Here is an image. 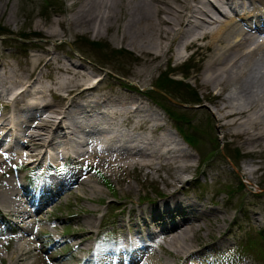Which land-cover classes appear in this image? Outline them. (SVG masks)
<instances>
[{
    "label": "bare ground",
    "instance_id": "obj_1",
    "mask_svg": "<svg viewBox=\"0 0 264 264\" xmlns=\"http://www.w3.org/2000/svg\"><path fill=\"white\" fill-rule=\"evenodd\" d=\"M68 1H72L69 15L56 18V11L40 12L43 21L33 23L30 20L12 29L9 23L14 15L11 12L13 0H0V38L4 40L14 36L25 42L31 41L32 36H39L42 43H53L56 46L59 40L64 41L73 35L74 30H84L82 33L96 31L94 38L97 40L114 30L110 42L105 46L112 54H127L134 63H139L140 68L133 70L130 78L141 86L152 82L153 73L158 70V62H172L174 65L169 66L167 72L176 73L179 66L190 61L191 56H185L184 52L193 50L201 54V62L196 70L189 75L187 72V75L201 93L196 88L192 89L188 101L201 103L206 100L213 107V111H207L206 126H218V130L223 132L224 146L237 149L238 156L240 151L256 156L253 150L264 142V0ZM48 13L51 15L48 16ZM23 27L28 28L24 30ZM41 61L42 56L35 55L27 64L36 69ZM46 65L55 71L61 82L49 78L50 81L46 79L49 85L32 90L31 79L37 78L26 75L0 79V146L6 143L5 150L13 153L22 145L21 132L26 126H31L26 137L33 149L32 153L27 154L31 159H26V153H15L14 165L28 167L33 163L42 171L50 172L36 189H31L26 183L20 186L19 182L12 180V176H6L5 180L0 181V222L3 223L4 216L9 215L20 225L10 236L12 247L6 255L2 253L4 246L0 242V264H62L59 259H53L45 253L43 244H35L38 234L34 232L33 226L24 224L31 218L32 212L31 208L25 206L26 203L42 205L71 183V171L66 174L58 172L56 163L59 160L80 159L83 163H92L97 167L103 164L125 173L130 167L132 171L139 170L144 177L149 175L147 169L157 165L174 170L171 188L176 187L175 183L186 181L183 175L189 166L191 153L187 148L180 147L185 144L177 135L167 133L158 120L156 123L159 125L150 126L149 119L138 112L128 116V112H133L129 107L121 109L126 112V117L117 123L119 116L100 103L82 105L73 102L66 108L62 102L48 101L47 96L62 100V92L81 96L93 86L87 83L88 73L83 65H80V71L74 65L68 67L62 63L54 64L51 59ZM8 67L11 69V66ZM178 80L184 82V79ZM6 83L11 86H6ZM10 87L18 89L14 92ZM123 99L127 100L128 106L136 104L133 97ZM70 107H73L71 111ZM32 117L37 121L30 124ZM67 120H72L73 125H66ZM128 128L132 133L128 132ZM77 130H80V134L75 135ZM212 132L214 143H217L216 130ZM45 145L51 148V152L45 153V156L38 154V148L44 150L42 147ZM209 149L213 151L214 146H209ZM4 163L0 158V178L6 174L5 170H1ZM90 177L83 175L76 178V185L90 191V201H98L97 196L101 191L95 188ZM87 189L83 188L82 191L88 192ZM174 197L179 199V196ZM171 200L160 202L159 207L170 206L167 209L169 212L178 210V206ZM180 203L188 204L187 201ZM191 211L204 213L202 208ZM177 221L160 236L158 234L163 232L160 227L148 226L143 232L136 230L132 244L124 249L134 248L130 250L132 253L127 262L116 257L112 261L100 260V264L113 261L117 264H134L137 258L151 254L152 251L141 253L148 248L144 245L146 241L154 236L166 237L168 234L171 235L162 245L165 244L164 247L171 254L176 257L191 255L196 235L191 233V224H183L185 221L182 219ZM35 222L41 224L38 220ZM90 223L93 226L91 220ZM0 228V233L8 234L7 225H0ZM83 241L79 239V242L71 245L79 248ZM126 243H130L129 240L125 239L123 245ZM84 249L91 251L92 247L84 245ZM93 251L96 255V251Z\"/></svg>",
    "mask_w": 264,
    "mask_h": 264
},
{
    "label": "rangeland",
    "instance_id": "obj_2",
    "mask_svg": "<svg viewBox=\"0 0 264 264\" xmlns=\"http://www.w3.org/2000/svg\"><path fill=\"white\" fill-rule=\"evenodd\" d=\"M14 2L15 0L11 4V12H14V15L9 23L12 29L30 20L33 23L43 21V17L39 16L40 12L56 11V18L67 16L72 3L68 0ZM59 10L62 12L59 13ZM225 12L231 15L228 10ZM49 15L51 14L48 13ZM26 28L28 27L22 29ZM82 31L84 30H74L73 35L64 41L59 40L56 46L53 43H42L39 36H32L31 41L25 42L14 36L4 40L0 38V79L6 76L27 75L37 78L31 79L30 83L32 90H37L49 85L46 79L52 78L61 82L55 71L46 65L50 59L54 64L62 63L68 67L74 65L77 71H80V65H83L88 73L87 83L93 86L90 90L83 92L81 96L62 92V100L56 101L48 96L47 100L62 102L66 108L73 102L82 105L100 103L119 116L117 123L126 117V112L121 109L129 107L133 112H128V116L138 112L149 119L150 126L161 124L167 133L171 136L177 135L183 141L185 146L181 144V148H187L191 153L189 166L183 175V180L186 181L182 184L175 183L176 187L171 188L174 170L157 165L147 169L149 175L144 177L139 170L132 171L130 167L126 173L115 172L103 164L97 167L92 163H83L80 159H69L59 172L66 174L71 171V183L61 192L52 195L51 200L33 209L31 214L34 216L24 222L25 225L33 226L34 232L38 234L35 244H43L45 253L53 259H59L62 264H94L89 263L94 258V253L86 251L84 245L96 246L98 252L104 253L102 245L106 244V239L110 235L120 236L121 233L127 232L128 227L144 230L148 226H158L165 233L170 230L169 225H174L178 223L177 220L182 219L191 224V233L196 235L194 252L191 255L174 256L164 247L165 244L161 245L169 237L161 236L156 238L159 243L148 241L151 246L141 253L152 252L137 263L264 264V142L253 150L256 156L240 150L238 156L237 149L223 145V132L218 130L216 124L206 126L207 111H213V107L206 100L201 103L188 101L192 89L196 88V91L201 93L188 76L201 62V54L194 53L193 50L185 51V56H191L190 61L179 66L176 73L167 72L169 66L174 65L172 62L165 64V60H161L157 64L158 70L153 73L152 82L141 86L130 78L132 71L140 68L139 63H134L127 54L114 55L105 46L110 42L114 30L107 32L99 40L94 38L96 31ZM35 55L42 56V61L36 69H32L27 63ZM178 79H184V82ZM6 86L11 84L6 83ZM15 89L10 87L12 91ZM132 97L136 104L128 106L127 100L123 98ZM72 109L73 107H70L69 111ZM74 111L76 110L72 112ZM36 121L37 119L32 117L29 123ZM71 121L67 120L65 124L72 126ZM30 129L31 126H26L21 132L22 145L13 153L5 150L6 143L0 146V158L5 162L1 170L6 171L5 177H1L0 181L5 180L6 176H12V179L24 185L23 177L28 180L35 177L36 171L31 168L33 163L32 166L29 165L31 167L21 169L22 173L17 174L16 178L13 176L14 169L19 167L14 165L13 154L26 153L27 156L33 151L26 138ZM127 130L132 133L130 128ZM213 130H216L217 143H214L212 138ZM76 134H80V130H77ZM211 145L214 146L213 151L209 149ZM46 147L45 145L42 148ZM44 151L51 152V148ZM37 153L42 155V149L38 148ZM26 159L30 160L31 157ZM251 171L252 174H249ZM83 175L91 176L93 185L101 191L97 196L98 201H90V191L84 186L76 185V178ZM83 188L88 192L82 191ZM174 196H179V199L176 200ZM169 199L178 206V210L169 212L167 209L170 206L159 207L160 202ZM182 201H187L188 204L180 203ZM194 208H202L204 213L191 211ZM179 217L181 219H178ZM4 219L0 225H7L8 233H15L20 226L16 219L9 215H5ZM37 220L41 224L36 223ZM1 230L2 228L0 232ZM79 239H84L83 245L74 248L71 244L79 242ZM6 241L2 240L1 243ZM11 247L12 241H9L8 245L2 248V253L6 255ZM96 257L98 264L100 260L113 259L105 255Z\"/></svg>",
    "mask_w": 264,
    "mask_h": 264
}]
</instances>
